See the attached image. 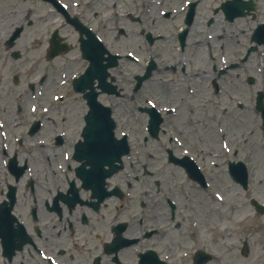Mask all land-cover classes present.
<instances>
[{
  "label": "flooded vegetation",
  "instance_id": "af4514ba",
  "mask_svg": "<svg viewBox=\"0 0 264 264\" xmlns=\"http://www.w3.org/2000/svg\"><path fill=\"white\" fill-rule=\"evenodd\" d=\"M64 1L104 41L106 27L111 31L110 28H116V22L122 20L115 0L109 3L112 7L110 13L109 7L103 8V18L96 14L92 5L84 4L79 7L77 1ZM135 1L131 7L141 5L143 13H149V7L152 6L150 0ZM91 18L97 19L95 22L98 24H93ZM134 21L143 22V19ZM105 22L114 23L108 26ZM62 27L69 29L66 35L59 29L64 42H68L66 39L72 36L70 30L76 33L73 46L77 54H63L47 61L48 64L56 61L62 73L69 71L77 63H81L79 66L83 68L88 60L81 57L78 31L67 23ZM55 28L57 27H53ZM116 30L119 31V28ZM190 34L189 29L184 45L178 41V30L175 32L173 28L167 29L166 35L161 38L168 52L164 69L167 72L166 78L171 73L179 77L171 82L156 83L154 89L159 94L179 88L182 78L195 72L198 50H192ZM49 38L47 36L46 47L42 51L43 29L38 26L32 37L33 42L23 46L27 50L33 47L34 55H37L33 74L35 80L28 82L19 74H13L10 78L15 88L22 85L31 93L32 98L38 97L39 100L36 103L29 101L23 93L8 97L0 90V219H6V227L0 231V264H145L157 261L156 256L168 264H176L175 261L179 264L180 257L174 256V242L169 239L172 232L186 233L187 200L186 203L181 202V196L187 195L185 184L176 181L174 189H171L170 180L165 177L164 172L154 171V164L140 160L138 154L136 156L134 153V146L129 155L133 154L131 159L134 157V160L128 167L125 164L122 171L106 179L104 184L92 185L77 178L75 171L80 163L74 160L73 152L75 145L81 141L88 106L82 95L73 90L86 105L77 137H72L71 131L59 129V125L51 118L52 112L68 102L66 96L69 93L42 98L44 96L39 87L43 88L50 78L48 73H42L40 69ZM17 51L20 53L17 58L12 56L14 51L9 53L15 61L23 56L21 49ZM163 54L164 52L162 56ZM149 56L156 60L161 53H151ZM122 61L124 59L119 60V66L115 70H120ZM97 62L105 63L106 59L99 56ZM146 62L138 63L137 60L134 63L140 65V71H143ZM158 70L157 63L154 72ZM66 79L67 77L63 78L64 81ZM153 84L148 89L149 93ZM9 85L6 76L0 74V87ZM66 85L72 88L71 82L65 83L63 87ZM121 92L122 90L120 95L102 94L99 100L106 103L107 96L113 100L112 96L120 97ZM152 96L158 97L153 93ZM186 101L182 97L178 102L172 103L176 109L168 112L169 120L176 135L197 137L195 109L189 111V120H185L194 130L185 126L178 129L173 124V118L181 114L180 106L187 107ZM49 121L55 124L52 133L45 131L46 127L51 128ZM33 126H36L35 130L32 129ZM148 140L149 137L143 135V141L147 143ZM169 140L172 141V138ZM36 146L42 149L54 148L50 155L46 154L48 158L45 161L50 163L38 167L39 162L33 155ZM61 148L68 150V153L59 155ZM141 170L143 176L138 174ZM46 171L54 175L56 182L53 186L51 182L46 183L47 179L42 176Z\"/></svg>",
  "mask_w": 264,
  "mask_h": 264
},
{
  "label": "rangeland",
  "instance_id": "374dc122",
  "mask_svg": "<svg viewBox=\"0 0 264 264\" xmlns=\"http://www.w3.org/2000/svg\"><path fill=\"white\" fill-rule=\"evenodd\" d=\"M67 1L70 3L77 1L79 7L84 4L92 5V8L96 9V14H98L100 18H103V8L109 7L110 10H108V13L111 12L112 8L109 5L111 0H92L91 2H88L89 0ZM174 1V6L178 7L182 4V0ZM224 1L226 0L199 1L198 18L195 21L197 23L193 30V39L195 37L198 38V40L204 41V44L200 47H205L202 51L206 52L198 51V78L194 79L191 76H187L184 78V82L179 88L175 87L173 91H166L163 94H159L154 89L155 84L162 81L164 77L163 73L159 72L156 73L154 79L147 82L150 88L151 84L154 83L150 93L147 89V84L144 85L141 91L136 93L132 90L133 75L140 67L131 61L124 60L120 66L121 74L119 71H113L118 78L119 85H121L123 89L122 96H112L114 98L110 100V103L115 106L116 113L114 117L119 122L117 135H121L120 133L124 132L131 134L132 143L135 140L138 144L135 145L133 143L137 146L136 156L138 154L140 160L148 164H154L152 170L164 172L165 177L170 180L171 189H174L176 181L180 184H187L186 186L189 194L185 197L181 196V202L186 203L188 199V212L192 213V204L200 208L196 215L198 219V224L196 226L198 228V234L196 236H194L192 232H197V230L190 224L189 219L186 221V233L178 234L172 232L170 234L169 240L172 243L174 242L172 246L174 252L178 253L176 258H184L181 256V253L185 252L186 254L189 252L191 254L192 250L198 248L215 255V259L206 264H264V214H258L249 203V198L255 197L259 202L264 204V139H261L258 135H246L244 127L241 125L243 120L248 116H252V114H250L248 110L240 107L241 104L239 105L238 103L243 102L244 104L250 105L251 102L246 103V100L254 99V91L257 89L264 90V46H261L256 52L251 54L252 59L250 63H248L249 68L248 66H244L241 71H238L239 68H236L227 75L218 76L217 78H212L215 76L214 74H204L203 71H201V69H205V66L212 67L217 65L220 67L233 60H239V56L242 55V52L240 54H238V52L244 49L242 43L246 45L248 43V41L246 43V40H248L252 28H254L258 22L264 21V0L259 1V8L256 10L255 15L235 18L233 22L237 23L236 26L228 27V29L221 33L219 22L229 21L225 20L221 10L218 12L214 11L215 8L219 7ZM126 3H128V0L123 1V9L124 7L131 6L126 5ZM74 7L78 9L77 6ZM159 8L160 7L155 6L156 10L153 17H156ZM179 14L180 13H178L176 19H162L160 21L156 20V22H159V24L167 22L170 28L176 27V29H178L184 19L183 14ZM140 16L146 19L145 14H140ZM150 16L152 17L151 12ZM95 20L97 21V19L94 18L90 19L93 24H98ZM15 22L18 28H22L21 38L15 41V46L9 47L6 44V39ZM64 22L62 15L54 11L53 6L47 2H40L39 0H0V74H4L7 82L10 84L0 90L4 92L6 96L11 97V95L23 93L25 94V98H28L29 101H34L36 103L37 100H39L38 97L32 98L31 93H28L22 85L15 88L10 78L13 74H19L28 82L35 80L33 79V74L36 66L33 61H35L37 55L34 56L35 51L33 47L27 50L23 48V46L26 43L29 44L36 32V28L40 26L41 29H43V51L46 47V38L52 34L53 27L64 24ZM208 22H218V25L212 23L211 26H209ZM110 23L114 22H105L108 26H110ZM165 25L166 24L158 26L157 31H163ZM116 26L123 27V31L119 33L116 28L113 31H108V27H106L107 31L104 37L106 38L110 50L125 51L133 49L137 53L138 50L144 51V48H139V44H143L144 42V37L139 38L134 35V31L140 28V23L131 18H127L124 22H122V20L121 22H116ZM223 29L224 27L222 30ZM65 30L69 31L68 28ZM70 31L72 36L66 39L72 44L71 50L67 53L68 55L77 54V50L73 46L76 33L73 30ZM219 34L223 35V37ZM63 35L66 34L63 33ZM164 47L163 42L158 41L153 48H151L157 52H164L163 58L160 59L162 63L167 62L166 54L168 52ZM14 49L22 50L23 56L20 60L15 61L10 57L9 53ZM232 55L235 56L232 58ZM43 58V65H41L40 68L41 72L48 73L50 78L46 81L43 88L39 87L41 94L44 96L42 98L48 99L59 93H69L66 96L68 102L59 106L50 116L56 121L57 125H59V129H66L68 132L71 131L72 137H77L79 127L82 123V116L86 111V105L71 87H68V85L62 87V78H64L67 73L69 75L70 73L74 74L80 71L79 65L81 63H77L63 74L60 72L56 61L48 64L47 61L50 60H48L45 55H43ZM145 58L146 57H144V59ZM241 66L242 64H240L239 67ZM248 75H252L256 79V83L253 86H249L245 81ZM171 77H174V74ZM175 78L177 77L173 79ZM213 79H216L220 85L218 93L214 92L212 84ZM222 80H224L223 84ZM194 82L196 87H193L192 89L194 91L191 92L189 87L190 84ZM224 89H227L225 93ZM152 93L158 97H153ZM250 93H252V95H248ZM159 97L163 99V102L160 101ZM182 97L187 100V108L186 106L184 107V105L180 106L181 114L173 118V124L178 129L181 126H185L190 128L191 131L194 130V127L188 125L185 121L186 118L184 115L186 113L184 111L189 115V111L195 109L198 113L196 117L198 121L196 120L195 125V127H198V137L195 138L194 135H190L189 137L176 136L169 130V125L166 124L165 127L168 135L165 136L160 134L158 139L149 138L148 142L145 143L143 141V135H146L144 126L147 124V114L140 112L138 108L148 102L153 103V101L159 102L156 103L158 105L172 104L178 102V99ZM107 100H109L108 97ZM160 108L162 110L164 109L163 107ZM218 121H224L225 124H229L231 128L230 135L222 138L221 135L225 133V130L221 129L216 124ZM245 121L247 124H250L252 119L247 118ZM48 124L51 125V128L48 126L45 131L52 133L55 124H53L52 121H49ZM235 125L243 130V136L238 133V129ZM169 134L174 136L175 143L169 141ZM222 139H224V142ZM168 148L172 149L175 155H179L182 150L188 153L189 149L192 150L195 155H191L194 158H198V163L203 169L202 172H204L206 180L210 183L209 186L206 189L192 187L193 181H191V179L189 180L182 168L168 165L166 154ZM53 149V147L42 149L39 146L34 148L33 155L39 162L38 167L42 166L44 163H50L45 161L48 158L46 154L49 153L50 155ZM234 150H238L237 154L239 158L252 164L251 168L254 172L251 178L253 181L247 190H244L239 184L235 183L229 175L227 162L232 159V152ZM63 152L64 149L61 148L58 154L61 155ZM140 173L141 176H143L142 170ZM42 176L44 179H47L46 183L51 182L52 186L55 184L56 180L52 172L46 171ZM122 177L125 178V175H122ZM38 188L44 190L42 187ZM192 189H194L196 196L192 193ZM213 193H219L220 196L226 197L230 203V208H232L230 210L231 218L225 220L223 222L224 226H222V230H224L226 235H219L218 230L221 225L217 222H215V229H209L208 226L204 225L206 211L201 203H212L213 200L211 198ZM213 203L216 205V202ZM235 211H243L247 217L234 218L233 214ZM171 225H173V223H171ZM243 239L248 240L249 243L250 249L247 255L241 252ZM181 258L179 259L180 264H192L193 254L187 255L185 259ZM175 263L177 264L176 261Z\"/></svg>",
  "mask_w": 264,
  "mask_h": 264
},
{
  "label": "water",
  "instance_id": "95a60500",
  "mask_svg": "<svg viewBox=\"0 0 264 264\" xmlns=\"http://www.w3.org/2000/svg\"><path fill=\"white\" fill-rule=\"evenodd\" d=\"M256 8V4H254L252 1H242V0H233L230 2H226L223 4V9L227 14V17L232 19L234 16L238 15H245L247 10H252ZM61 9V8H60ZM62 11H64L62 9ZM192 13H190V19H191ZM190 21V20H189ZM94 44V42H93ZM92 45V50L94 49V45ZM105 48L103 47L102 50ZM107 67V66H106ZM106 68H103L100 76L101 78H105L107 73L105 72ZM94 75L95 77L99 74L93 70V73L91 69L87 71V74L80 80L77 81V83H82L83 80H86L87 78ZM147 77L144 76L143 79ZM253 80L251 79V82ZM78 90L83 91L82 87H78ZM89 105L91 107V111L89 113L90 117H87V127L84 130V136L86 137L87 141V147L83 151H79L80 157H85L86 160L92 164V170L90 173L86 176V179L90 181L92 184H96L100 181H102L107 176H110L112 173H114L118 168L121 166H118L115 164L116 160L121 161V157L123 154H126L129 151L128 144L126 143V139L119 140L115 138L114 135V128L115 123L111 117V110L109 107H103L100 108L97 100H96V93L94 92L89 96ZM261 100V97L259 98ZM88 115V116H89ZM95 116H97V120L95 119ZM151 128L154 131V133L157 132L158 126L156 123H151ZM108 165L110 168L108 170H103V166ZM238 176L236 179L238 181L243 182L245 176V172L238 173L235 171ZM208 258H205L202 262L206 261Z\"/></svg>",
  "mask_w": 264,
  "mask_h": 264
},
{
  "label": "bare ground",
  "instance_id": "6f19581e",
  "mask_svg": "<svg viewBox=\"0 0 264 264\" xmlns=\"http://www.w3.org/2000/svg\"><path fill=\"white\" fill-rule=\"evenodd\" d=\"M199 50L202 51V48H199ZM213 202H216V205L214 203H201L203 206L204 210L206 211L205 213V221L204 225L208 226L209 229L215 228L216 224L215 222L219 223L220 228L218 230L219 235H225L224 230H222V226H224L223 222L229 218H231V212L230 210V203L228 202V199L226 197L220 196L219 193H213L212 198ZM228 206V207H227ZM218 209V210H217ZM198 210H200L198 206ZM246 214L243 213V211H235L233 214L234 218H244Z\"/></svg>",
  "mask_w": 264,
  "mask_h": 264
}]
</instances>
